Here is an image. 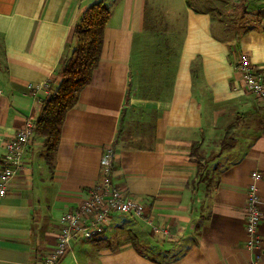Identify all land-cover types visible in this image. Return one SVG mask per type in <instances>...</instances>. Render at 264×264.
Returning a JSON list of instances; mask_svg holds the SVG:
<instances>
[{
  "label": "crops",
  "instance_id": "1",
  "mask_svg": "<svg viewBox=\"0 0 264 264\" xmlns=\"http://www.w3.org/2000/svg\"><path fill=\"white\" fill-rule=\"evenodd\" d=\"M98 1L0 0V170L5 143L36 122L47 95L29 86L58 83L61 60L76 46L74 26ZM104 1L111 16L100 63L66 116L58 151L48 159L35 135L0 199V264H40L55 248L62 216L100 178L123 111L111 181L174 238L114 215L106 234L76 240L59 264H251L244 207L254 171L263 173L264 264V102L243 88L232 64L245 53L264 76V0H233L219 18L207 0ZM157 5L182 28L153 30ZM231 125L235 141L222 150Z\"/></svg>",
  "mask_w": 264,
  "mask_h": 264
},
{
  "label": "built area",
  "instance_id": "2",
  "mask_svg": "<svg viewBox=\"0 0 264 264\" xmlns=\"http://www.w3.org/2000/svg\"><path fill=\"white\" fill-rule=\"evenodd\" d=\"M232 64L239 73L243 88L257 100L264 102V76L255 71L250 57L242 53ZM29 87L35 91L43 90L46 94L50 90L48 82L31 84ZM35 128L36 124L29 121L14 138L5 143V156L0 170V199L7 195L10 182L23 168L24 155L35 137ZM112 166L113 152L111 148H107L101 161L100 178L92 187L89 196L62 216V230L57 244L40 264H59L72 250V244L76 240H91L103 236L109 231L114 215L137 218L147 224L154 235L165 240L174 238L167 226L155 222L151 210L144 203L112 183ZM262 179L263 173L259 171L251 174L244 207L247 248L254 254L251 264H259L262 254V238L259 233L262 200L258 193V183Z\"/></svg>",
  "mask_w": 264,
  "mask_h": 264
},
{
  "label": "trees",
  "instance_id": "3",
  "mask_svg": "<svg viewBox=\"0 0 264 264\" xmlns=\"http://www.w3.org/2000/svg\"><path fill=\"white\" fill-rule=\"evenodd\" d=\"M111 16L108 4L100 0L88 6L74 26L76 46L69 56L61 60L57 70L59 81L50 84L49 93L40 102L41 109L35 124V135L43 137L47 158L58 151L62 128L68 112L77 104L83 89L91 83L98 67L103 49L104 30ZM127 100L129 96L127 95ZM122 112L116 137L111 150L114 152L120 142L123 130ZM234 126H229L221 142V149L231 147L235 141ZM199 144L192 147V155L197 161V175L203 171L204 159L198 153Z\"/></svg>",
  "mask_w": 264,
  "mask_h": 264
},
{
  "label": "rangeland",
  "instance_id": "4",
  "mask_svg": "<svg viewBox=\"0 0 264 264\" xmlns=\"http://www.w3.org/2000/svg\"><path fill=\"white\" fill-rule=\"evenodd\" d=\"M231 1H233V0H207V3L209 5V7H211V9L215 13V15H217L219 18L220 17L219 14L227 9L226 7ZM151 8L154 10V11H152L153 22H150L151 25L153 26V30L162 31V30H165L166 27L170 30H175V29L177 30V29L182 28L183 24L181 22L179 23V22L168 21L171 19L170 18V15H171L170 9L165 8V7L161 8L159 5H157L156 7L152 6ZM155 13H156V15H155ZM234 13L236 15L234 17H232L233 21L241 19V17H240L241 13H240L239 9L235 10ZM156 20H158V21H156ZM250 26H251V24H249L247 27H250ZM143 57L145 59L147 58L146 56H143ZM153 58H155V57H153ZM150 65H151V63H150ZM122 135H123V130H122ZM122 135H121V138H122Z\"/></svg>",
  "mask_w": 264,
  "mask_h": 264
}]
</instances>
